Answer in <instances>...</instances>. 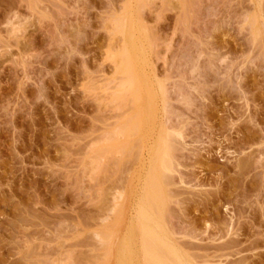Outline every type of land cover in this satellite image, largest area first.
Returning a JSON list of instances; mask_svg holds the SVG:
<instances>
[{
  "label": "rangeland",
  "instance_id": "1",
  "mask_svg": "<svg viewBox=\"0 0 264 264\" xmlns=\"http://www.w3.org/2000/svg\"><path fill=\"white\" fill-rule=\"evenodd\" d=\"M147 187L183 264H264V0H0V264H118Z\"/></svg>",
  "mask_w": 264,
  "mask_h": 264
},
{
  "label": "bare ground",
  "instance_id": "2",
  "mask_svg": "<svg viewBox=\"0 0 264 264\" xmlns=\"http://www.w3.org/2000/svg\"><path fill=\"white\" fill-rule=\"evenodd\" d=\"M133 25H134V23H133ZM137 26V25H136ZM137 28V27H136ZM133 29H134V26H132V27H130L129 28V26L128 25H126V24H124L123 25V27H122V29H120V32L124 35L123 36V50H122V52L119 54V56H120V58H121V63H120V66H121V64L122 63H124V64H126V65H128V67L130 66V69H132L131 71H133L132 73L130 72V70L128 69L127 70V68L128 67H126V70H125V68H123V66L121 67V68H119V72H123V73H121L122 75L121 76H123L124 74H126V76H127V78H126V76H125V78H124V80H123V78H122V80H120L121 82L122 81H125L126 80V82H123V87L125 88V89H129V88H131L134 84H135V82H140L139 80H140V78H139V76H140V73L143 71V66L141 65L142 64V62L143 61H145L144 60V58L141 60L140 58V55L141 56H144V50H143V48L144 47H142L143 45H141V47H140V44L139 43H141V42H139L138 43V41L140 40L139 39V36H138V38L137 39H134V37L133 36H135V34H133ZM134 30H136V29H134ZM136 32V31H135ZM134 32V33H135ZM138 32V31H137ZM142 36V35H141ZM139 39V40H138ZM142 39V38H141ZM137 40V41H136ZM142 48V49H141ZM142 50H143V52H142ZM141 60V62H140V60ZM146 62V61H145ZM144 63V62H143ZM146 66H147V64H145ZM140 66H142V71L141 72H139V70H138V72H135L134 73V71H135V69L137 70V69H139V68H141ZM119 67V66H118ZM145 69V68H144ZM141 70V69H140ZM130 73H129V72ZM127 72V73H126ZM129 73V74H128ZM144 75V74H143ZM122 84V83H121ZM120 84V85H121ZM144 84V83H143ZM142 85V84H141ZM144 86H147L146 84H144ZM149 86H147V87H145L146 89L148 88ZM119 88V87H118ZM140 88V87H139ZM145 89V90H146ZM149 89L150 88H148L147 90L149 91ZM153 89V88H152ZM142 90H143V88H142ZM159 90V89H158ZM129 91V90H128ZM135 91L136 90H134V93H135ZM148 91H144V93L146 92V94L148 93V94H151V90L148 92ZM161 91V90H160ZM131 92V91H130ZM153 93H154V91H153ZM161 93V92H160ZM125 94V96H126V92L124 93ZM123 94V95H124ZM128 94V93H127ZM154 95V94H153ZM119 96H122V95H119ZM131 97H133V95L131 96ZM131 97H129V98H131ZM148 97L151 99V101H155L156 100V96H153V98H151V95H148ZM156 97V98H155ZM153 99V100H152ZM155 99V100H154ZM130 100H132V98L130 99ZM154 103V102H153ZM144 104V105H143ZM142 104V108H144V106H145V108H147L148 109V111H149V116H150V113H151V109H152V105L148 102V103H145V101H144V103ZM148 105V106H147ZM155 105H156V103H155ZM157 106V105H156ZM157 108V107H156ZM144 112V111H143ZM154 113H156V112H154ZM137 114V113H136ZM150 120H151V124H152V122H153V119H151L150 118ZM136 123L134 122V124H135V126H134V124H132V126H131V129L130 130H128V133L129 134H136V135H138L139 136V138L140 137H146L149 133V127L151 128L152 126H150L149 125V122H147V125H146V122H145V119H144V116H143V113H142V111L140 110L139 112H138V115H137V118H136ZM149 121V120H148ZM155 122V121H154ZM153 125V124H152ZM133 126H134V128H133ZM155 126V125H154ZM149 130V131H148ZM151 130H152V128H151ZM154 132V131H153ZM148 133V134H147ZM163 136V135H162ZM149 137V136H148ZM161 136H159V138H160ZM158 138V139H159ZM146 139V138H145ZM149 140V139H148ZM157 140V139H156ZM154 141V140H153ZM159 141V140H158ZM152 142V141H151ZM163 142V141H162ZM166 142V141H165ZM156 143H158V142H156ZM159 144V143H158ZM157 144V145H158ZM161 144H164V143H161ZM165 145V144H164ZM167 146V145H166ZM165 146V149H163V152L165 153V154H163V155H160L161 154V152H160V164H164L163 166L161 165V168L162 169H164L163 170V172H165V169L166 168H168L165 164H166V162L164 163V159H165V155H166V152H167V147ZM169 146V145H168ZM161 147H162V145H161ZM150 148H155V146H154V144H153V142H152V145H150V147H149V149ZM163 148H164V146H163ZM156 149V148H155ZM162 150V149H161ZM166 150V151H165ZM151 151V150H150ZM152 151L150 152V161H151V158H152ZM156 154V153H155ZM163 156V157H162ZM155 157V156H154ZM156 159V158H155ZM152 162V161H151ZM151 162H150V165H151ZM164 166H166V168L164 167ZM149 167H151V166H149ZM148 168V167H147ZM149 169V168H148ZM167 170V169H166ZM147 172H148V170H147ZM163 172H162V174H163ZM147 174V173H146ZM164 175V174H163ZM163 175H161V177H159V178H162V176ZM161 180V179H160ZM153 184H154V182L153 181H151ZM155 182H156V180H155ZM156 184H158V182L156 183ZM157 186V185H156ZM155 186V187H156ZM154 187V186H153ZM154 187V188H155ZM160 187V186H159ZM158 186H157V188H159ZM153 188V189H154ZM150 189H152V187L150 188ZM160 189V191H161V188H159ZM159 189H157L158 191L157 192H159ZM154 190H156V188L154 189ZM152 191V190H151ZM156 192V191H155ZM156 192V193H157ZM161 193L162 192H160L159 194H160V197L159 198H154L153 196V194L154 193H151L150 192V194H149V191H148V187L147 188H145V189H143V191L141 192V194H140V200H139V204H138V207L136 206V208H137V223L136 224H132V225H130L129 226V230L127 231V234L124 236V237H126V238H124V241H123V243H122V247H121V252H120V255L118 256L119 258H118V264H136V262L138 261V259L142 262V264H149V262L148 261H150V258L152 257L151 256V254H150V252L151 253H153V251H154V253L156 254L155 255V257H152V259L153 258H155V260L157 261L158 260V262H159V264H183L181 261H180V259L178 258V256L171 250V248H169L168 247V245H166V243H165V241H163V239H162V237H161V233H160V229H162L161 228V226L159 227V220H160V218L159 217H161V209H160V203H159V199L160 198H162V195H161ZM153 196H152V195ZM158 194V195H159ZM163 199H164V197H163ZM138 201V200H137ZM161 201V200H160ZM163 204V203H162ZM164 205V204H163ZM162 209H163V207H161ZM121 209V208H120ZM159 214H160V216H159ZM164 215V214H163ZM136 216V215H135ZM113 227H115V226H113ZM108 228V227H107ZM109 230V229H108ZM110 231V230H109ZM139 232H142L143 233V235H142V237H141V235H140V233ZM106 233H109V232H106ZM165 234V233H164ZM109 235V237H112V234H108ZM106 236V235H105ZM108 237V236H107ZM106 238V237H105ZM139 238V240H138V242H140V241H142V243H143V250L140 248L139 250H138V245H140L139 243H138V245H136L137 243H136V241H137V239ZM108 239V238H107ZM122 242V241H121ZM166 242H167V240H166ZM110 243H111V241H110ZM109 242H108V244H110ZM113 248V247H112ZM142 250V251H141ZM149 250H151L150 252H149ZM153 250V251H152ZM113 251V250H112ZM163 251H165V254H163ZM167 252V253H166ZM107 253H109V252H107ZM142 253V254H141ZM164 256H163V255ZM168 256H167V255ZM166 255V256H165ZM161 256H163V257H161ZM163 258V259H162ZM164 258H166V259H164ZM162 259V260H161ZM154 261V260H153ZM161 261V262H160ZM139 262V261H138ZM139 264H141V263H139ZM156 264V263H155Z\"/></svg>",
  "mask_w": 264,
  "mask_h": 264
}]
</instances>
